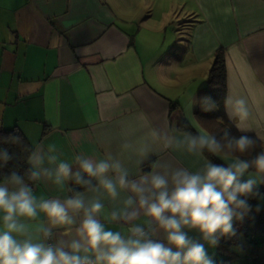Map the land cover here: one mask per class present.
Instances as JSON below:
<instances>
[{"label": "crops", "instance_id": "crops-1", "mask_svg": "<svg viewBox=\"0 0 264 264\" xmlns=\"http://www.w3.org/2000/svg\"><path fill=\"white\" fill-rule=\"evenodd\" d=\"M220 48L226 117L264 151V0H0V130L17 128L44 156L38 165L41 176L30 186L37 200L63 202L82 193L86 205L100 199L104 207L97 218L107 230L127 234L136 225L147 228L142 211L130 222L110 219L128 196L137 200L129 189L113 201L74 179L56 184L55 169L64 161L75 172L76 156L98 160L107 155L119 160L127 179L137 183L164 165L200 169L204 154L165 148L153 133L182 137L186 133L179 126L186 123L197 134L199 93ZM228 98L246 100L247 121L229 118ZM237 124L247 131H239ZM49 145H55L54 152ZM52 155L55 162L48 159ZM97 183L92 179V187ZM128 210H139L138 203ZM82 216L75 217L73 233ZM24 222L50 227L43 213ZM234 229L228 252L205 245L214 264H246L245 235ZM51 231L52 244L64 238L63 228ZM189 235L199 239L195 230ZM154 238L163 240V233ZM259 253L264 258V243Z\"/></svg>", "mask_w": 264, "mask_h": 264}, {"label": "clouds", "instance_id": "clouds-1", "mask_svg": "<svg viewBox=\"0 0 264 264\" xmlns=\"http://www.w3.org/2000/svg\"><path fill=\"white\" fill-rule=\"evenodd\" d=\"M204 110L213 111L216 104L209 97ZM232 106L228 113L243 123L250 113L243 98L226 99ZM197 134L186 133L182 137L153 135L162 139L165 148L184 147L191 154L203 157L207 150L225 161L212 163L204 158L203 165L196 171L186 168H172L164 165L162 171H151L139 178V183L127 179L129 173L119 160L111 155L95 160L92 157L76 156L79 170L73 172L68 162L58 163L54 178L56 184L74 179L89 191L100 192L115 201L124 189L135 194L137 200L128 196L124 207L111 213V221L136 220L143 213L145 227L136 225L121 231L107 230L97 218L103 204L93 198L87 205L82 193L61 202L59 199L37 200L32 188L15 170L0 182V264H214L205 247L216 248L222 237L236 235L234 221H242L253 211L249 200L264 199L259 187L264 185V151L252 159L241 158L254 149L257 141L247 135L230 137L226 132L221 139L203 128ZM241 132L247 131L236 125ZM11 142L21 143L20 136H12ZM48 151L54 152L55 145ZM146 153V149L142 150ZM13 159L6 149H0V168ZM55 162L57 157H48ZM44 156L34 150L29 157L32 169L29 178L41 176L38 165ZM49 178L53 173L44 170ZM109 173H115V177ZM86 174L87 179L84 178ZM246 177V178H245ZM92 179L98 183L92 187ZM147 185V189L144 187ZM138 203L139 210L128 209ZM261 206L256 205L259 212ZM82 212V220L73 233L75 217ZM47 217L50 227L43 223L34 226L24 220L34 221L38 214ZM52 228H63L62 238L56 244L45 241L52 237ZM199 233V239L189 231ZM163 233V240L155 239L156 233ZM166 241V243H165ZM203 241V242H201Z\"/></svg>", "mask_w": 264, "mask_h": 264}, {"label": "trees", "instance_id": "trees-1", "mask_svg": "<svg viewBox=\"0 0 264 264\" xmlns=\"http://www.w3.org/2000/svg\"><path fill=\"white\" fill-rule=\"evenodd\" d=\"M205 97L211 98L215 102L216 108L213 111L204 110V105L207 104ZM225 98H226V70H225V55L222 48L215 51L212 57V64L207 74L206 86L200 91L198 97V109L194 114L197 124L207 130L208 132L216 135L217 139H221L227 132L230 137H240L235 127L229 122L225 114ZM175 107L172 104L171 108ZM179 129L185 133H191L196 135L192 128L182 123ZM20 136L21 143L11 142L12 136ZM249 136V135H247ZM257 141L254 149L245 154L241 158L252 159L257 153L262 151L260 142L253 136H249ZM0 149H6L9 154L13 156V159L8 162L6 167L0 168V182L6 175H9L11 171L15 170L19 175L24 178V181L29 186H33L36 180L29 178V172L31 170L29 166V157L32 155L33 148L28 143L23 134L17 129L0 130ZM204 155L213 163L216 164V159L207 150L204 151ZM151 164L148 165V168ZM147 168V169H148ZM261 194L264 192L259 191ZM249 203L253 207V211L250 212L242 221H234V228H240L245 235V239L252 236L253 239L247 243L251 245L252 251L246 253V264H264V258L259 253L260 246L264 243V199L252 198ZM261 206L259 212L255 211L256 205ZM234 241L232 237H222L219 241V250L228 252V246ZM251 257V261L248 262L247 258ZM225 260H222L218 264H223Z\"/></svg>", "mask_w": 264, "mask_h": 264}, {"label": "built area", "instance_id": "built-area-1", "mask_svg": "<svg viewBox=\"0 0 264 264\" xmlns=\"http://www.w3.org/2000/svg\"><path fill=\"white\" fill-rule=\"evenodd\" d=\"M145 230H147V228H145ZM253 239L252 236H249L245 239V244H246V248H247V252H251L252 251V247L251 245H247V243H249L251 240ZM46 243L52 244L51 238L45 241ZM247 261L250 262L251 261V257L247 258Z\"/></svg>", "mask_w": 264, "mask_h": 264}, {"label": "rangeland", "instance_id": "rangeland-1", "mask_svg": "<svg viewBox=\"0 0 264 264\" xmlns=\"http://www.w3.org/2000/svg\"><path fill=\"white\" fill-rule=\"evenodd\" d=\"M185 13V12H184ZM183 16H184V14H183ZM204 86H206V82H204ZM237 236L240 238V236H241V233L238 231L237 232ZM244 243V242H243ZM245 245V244H244ZM237 251L238 252H240V250L239 249H237Z\"/></svg>", "mask_w": 264, "mask_h": 264}]
</instances>
